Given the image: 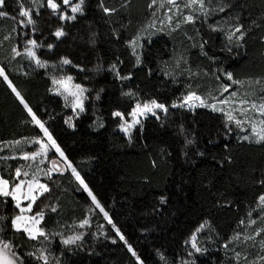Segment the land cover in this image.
I'll return each mask as SVG.
<instances>
[{
    "label": "trees",
    "instance_id": "1",
    "mask_svg": "<svg viewBox=\"0 0 264 264\" xmlns=\"http://www.w3.org/2000/svg\"><path fill=\"white\" fill-rule=\"evenodd\" d=\"M205 2L206 12L183 27L159 28L144 38L137 64L130 40L150 19L152 0H84L83 14L76 13L75 20H61V12L54 14L47 0H4L0 11L8 16L0 17V64L7 80L0 76L1 174L14 186L20 178L17 169L26 162L19 153L32 150L29 140L42 134L30 108L112 221L93 204L71 168L44 178L50 191L38 194L30 212L43 211L39 226L48 240H30L17 232L11 221L19 209L11 197L0 196V239L10 242L23 264H43L28 255L38 256L40 249L49 264H178L197 229L202 251L194 264H228L225 245L264 193V142L240 138L221 112L172 105L191 92L218 95L224 73L234 80L264 81V0ZM21 3L31 10L35 24H19L17 35L18 23L12 20L26 21ZM64 12L70 16L69 9ZM237 27L243 38L235 33L230 40ZM60 28L65 35L57 39L54 33ZM18 36L36 41V55L45 67L24 54L26 41ZM63 59L71 63L62 64ZM50 64L88 89L84 112L72 116V109L53 92ZM124 76L130 78H120ZM145 100L164 104L167 113L146 116L126 136L113 113L126 117L135 102ZM86 218L89 231L82 239L63 244L76 222Z\"/></svg>",
    "mask_w": 264,
    "mask_h": 264
},
{
    "label": "rangeland",
    "instance_id": "2",
    "mask_svg": "<svg viewBox=\"0 0 264 264\" xmlns=\"http://www.w3.org/2000/svg\"><path fill=\"white\" fill-rule=\"evenodd\" d=\"M77 3H79V0H71V3L69 5H65L63 4V0H62V4H60V8L56 13L60 11L61 15H66L64 11L66 9H69L68 14L70 16L75 15L76 13L71 12V7ZM206 8L207 6L205 0H204L203 8H201L199 3L192 4L191 0H175L174 4L170 3L169 0H152V11H151L150 19L144 23V25L138 31V33L130 40V45L132 47L133 53L136 56H140L142 51L143 39L146 38L148 35L155 33L157 29L166 27L167 29L173 30L178 27H183V25H185L188 22L187 17L191 16L194 19L197 15H200L201 13L202 14L205 13ZM62 9H64V11ZM21 21L23 20L22 19H19L18 21L12 20V22L15 23V25L16 23H18L16 25V29H19L18 26L19 24L22 25ZM23 34H26V31H22V35ZM17 35H20V29H19V34L17 33ZM7 36H9V34ZM18 37L20 38V36ZM20 39L21 40L24 39L26 41V47L24 48L23 51L24 54L27 57H29L27 55L26 49L32 48V50L35 52V47H33L31 44L28 43V41L33 40V38L25 36V38L21 37ZM132 41L136 42L135 46H133V44L131 43ZM36 59H38L37 55H36ZM32 60L35 62V59ZM47 66L51 70L52 81L54 77L58 79L61 77L71 76L68 74L58 72L57 69L59 65L57 64H50ZM0 68H3L5 74V68L1 64H0ZM233 81H236V83H233ZM73 83L79 84L76 81H74V79H73ZM225 86H227L228 88L227 91H224ZM58 87H59L58 85H54L52 82L53 92L57 93L56 89ZM192 93L194 92L186 94L181 101L175 104L177 105L183 104L184 98ZM233 93H235V95H233ZM195 95L200 96L208 105H215L217 109H222V111H218V112H221L226 118H227V113L231 112V114L235 117V119L241 120L243 122L240 126H237L235 120L231 121L234 124V126L237 128L236 134L240 138H244L245 136H248L249 139L255 140V135L252 132L250 124H255L257 126V131H259V129L262 127V125H260V121L264 120V116H261L259 114L258 108L261 103H264V81H258L257 79H247L244 81L234 80V79L229 80L227 73H224V82L222 83L219 89L218 95L216 96L200 95L197 93H195ZM60 96L63 98L65 104L72 109L73 112L72 116L77 115V113H80L79 109H76V111L73 110L71 106V100H72L71 97H69L68 101H65L64 96L63 95ZM225 100H227L228 102L221 103L222 101ZM242 100L247 101V103L242 105L240 103ZM151 101L152 100L135 102L130 113L135 108L137 103L143 105L145 103H150ZM191 103L194 105V107L200 106L199 101H192ZM252 104H256L257 109H253L251 107ZM184 107L189 108L187 105H185ZM208 108L212 109L211 107ZM242 109H246L247 111L242 114ZM153 111H155L156 115H158V112L162 110L153 109ZM130 113L126 117L124 116V119L127 120L128 123L132 122V117ZM148 115H152V113L150 112L146 113L145 115L140 116L138 118L140 121H142ZM72 116L67 119V121L70 120V124H72ZM118 118H119L118 129L121 131L120 125L124 121H122L120 117ZM40 122L42 123V121ZM137 125H135V127ZM135 127H133L129 133H125L124 131L122 132L126 136H129ZM41 131L42 134L39 137H34L29 140V143L33 144L32 150L28 152L21 151L19 153L20 157L24 158L25 155H28L29 157L28 159L24 158L26 162L24 164V167L19 168L21 175L17 181V183H20L21 181L25 182L23 189L24 192H27L28 181L34 180V181H38L40 184L46 185L44 178H47V176L56 175L60 172H63L65 169H69L68 163L70 162L68 161V159L65 157V155L61 157L60 153L56 151V148L48 140V137L45 134V132L42 129ZM42 145H45L46 147L42 149ZM56 145L58 144L56 143ZM7 146H8L7 144L6 145L2 144L1 147H7ZM34 153H39V155H36L35 158H32V154ZM25 172L28 173V175L26 176L23 175V173ZM0 179L9 181V188L11 189L10 180L2 176L1 171H0ZM34 194L38 195L39 190L37 189L34 192ZM262 195H264V193ZM28 203L29 201L22 199L21 207H26ZM93 204L96 205L95 203ZM259 205H260V201H258L255 211L249 213V215L242 221V225L239 227V230L230 237L229 244H227V247L225 248L226 256L229 259L228 264H264V209H262ZM103 213L105 212L103 211ZM26 215L31 216L33 214L26 213ZM105 218L109 220L108 216ZM84 220H88V224L81 227V224ZM84 220L77 221L76 229L69 235L63 237L62 240L76 235L83 236L86 233V231H89L88 229L90 225L89 219L86 218ZM252 221H255V223H252ZM66 224L67 223L64 222L61 223L62 226H65ZM193 234L197 236L198 231H195ZM193 234L190 236V238L187 240L186 243L187 255L184 256V258H182L178 264H192V262L195 263V257L198 252H196L195 249L191 247L190 240ZM197 246L199 247L198 241H197ZM11 250L12 252H14L13 249ZM189 253H191V255Z\"/></svg>",
    "mask_w": 264,
    "mask_h": 264
},
{
    "label": "snow or ice",
    "instance_id": "3",
    "mask_svg": "<svg viewBox=\"0 0 264 264\" xmlns=\"http://www.w3.org/2000/svg\"><path fill=\"white\" fill-rule=\"evenodd\" d=\"M170 3H175V0H169ZM71 3V0H63V4L65 5H69ZM192 4H196L199 3L201 8H203L204 5V0H191ZM33 4H39V0H33ZM84 4V0H79V3L75 4L74 6L71 7V12L72 13H80L83 14V9H82V5ZM187 6V5H186ZM5 7V3L4 0H0V9ZM21 7V11H20V15L26 18V21H21V23H26L27 25H34L35 21L32 19V15H31V10L30 9H25L23 3L20 4ZM47 7L51 8L53 13L55 14L58 9L60 8V4H58L56 2V0H47ZM220 11H223L224 9L221 8L219 9ZM105 13L110 12L111 10L108 8H104ZM8 13L6 11H0V17H7ZM61 20H75L76 16L75 15H61L59 17ZM13 19H15V17H13ZM192 17L189 16L187 17L188 21H192ZM235 33H241V29L240 27H237L235 29V32H233L232 34L229 35V39H232V36L235 35ZM54 35L56 36L57 39L61 38L62 36L65 35V32L63 31L62 28L57 29L54 33ZM239 39L243 38V33H241L240 37H238ZM29 44H31L33 47H38L39 45H37L35 40H30L28 41ZM133 44V46H135L136 42L132 41L131 42ZM52 46L49 45V48H51ZM13 51L16 53V55H19L20 53L17 52L15 49H13ZM27 51V55L32 58L35 59V63L39 66V67H45L46 66V62H42L39 59H36V54L35 52L32 50V48H28L26 49ZM71 61L68 59H63L62 60V64H70ZM136 63L139 64L140 63V58L139 56H137L136 59ZM113 70H115V65H113ZM117 75L119 76V72H117ZM0 76H3L5 80H7V76L4 74V70L3 68H0ZM228 79L232 80V75L231 73L227 74ZM121 79H129V76H124V77H120ZM53 84L54 85H58L59 87L56 89L57 94L63 95L65 98V101L69 100V97L72 98L71 100V106L73 108L74 111H76V109H79V112L82 113L85 111L84 109V100L87 99V97L84 95L85 92L88 91V89L82 87L80 84H75L73 83V77L71 76H66V77H61V78H53ZM233 83H236V81H233ZM10 86H11V82H9ZM13 92L16 93L17 97H20L21 99V103H24L23 98L20 96V93L18 91H16V89L13 87ZM228 88L227 86L224 87V91H227ZM128 95H131L130 93H128ZM233 95H235V93H233ZM97 99H99V95H97ZM192 101H199L200 106H206V107H211L213 110H217V111H222V109H217L215 105H208L200 96L195 95V93L189 94L188 96H186L184 98V103L177 105V104H173L172 107H184L185 105H187L189 108L194 107V105L191 103ZM228 101H222L221 103H227ZM242 105L247 103V101H241L240 102ZM25 108H28V105L25 103L24 104ZM251 107L253 109H257V105L256 104H252ZM153 109H160L163 112L167 113L168 109L165 107L164 104H160L157 103L155 100H152L150 103H145L143 105L137 103L135 108L132 110V112L130 113L131 117H132V122L128 123L127 120L124 119V116L121 112H115L113 113L114 116L116 117H120L122 121H124L121 125V131H124L125 133H129L130 130L135 127V125L140 124L141 121L139 120L138 117L145 115L146 113H152V115H156V112L153 111ZM29 113L32 115L33 120L40 126V128L45 132V134L48 137V140L51 142V144L56 148V151L60 153L61 157L64 156V153L60 150L59 146L56 145V141L52 138V135L48 132L47 128L44 127V124L40 122V120H38L35 116L34 113H32V110L30 108H28ZM246 109H242V114L244 112H246ZM259 114L261 116H264V103H261L259 105L258 108ZM79 113H77L78 115ZM227 118L229 121H233L235 120V123L237 124V126H240L243 122L241 120L235 119V117L231 114V112L227 113ZM70 124V120L67 121ZM260 125H262V127L259 129V131H257V126L255 124H250V127L252 129L253 134L255 135V142L256 143H262L264 142V120L260 121ZM71 126V124H70ZM245 140L249 139L248 136L244 137ZM189 144L192 143L191 140L188 141ZM45 145H42V149L45 148ZM36 155H39V153H34L32 154V158H35ZM25 159H28V155H25L24 157ZM55 163V162H54ZM68 167L71 168L73 175H75V178L79 181L80 185L86 190L88 191V195L92 197V201L93 203L96 204L97 208H100V210L103 212L104 209L100 206L99 202L96 200V197L94 195H92L91 191L88 190V186L87 184H85L84 180L80 177L79 173L76 171V169L74 167H72L71 163H68ZM17 177H19L21 175V172L19 169H17V173H16ZM23 175H28V173H23ZM262 183H264V181H262ZM24 185L25 182L21 181L20 183H17L14 187H11V189L9 188V181L7 180H3L0 179V196L3 197H11L12 200L15 201V207L17 209H19L20 214L16 215L11 223L13 228L17 231V232H23L27 235V237L30 240H39L40 237H43L44 240H48L49 236L48 234L45 232V230L41 227H39V225L41 224V222L44 219V213L43 211L37 212L31 216L26 215V213H30L32 212V208L33 205L35 204L36 200L38 199V195L34 194V192L38 189L39 190V195H43L44 193H47L50 191V189L48 188L47 185L45 184H40L38 181H28L27 182V192H24ZM27 200L29 201V203L27 204L26 207H21V200ZM259 201H260V207L262 209H264V195L259 197ZM164 202V200L162 199V203ZM52 211H56L55 208H52ZM105 217L108 216V213L105 212L104 213ZM4 217L0 216V220H3ZM110 224L112 223L111 219H109L108 221ZM252 223H255V221H252ZM88 224V220H84L81 224V227H83L84 225ZM203 227V225L201 226ZM200 229H197V231H199ZM0 231H3L2 228H0ZM117 234H119V229H117ZM238 238V237H236ZM82 239L81 235H76V236H72V237H68L67 239L63 240V244L65 245H71L76 243L78 240ZM120 239L124 240L123 235H120ZM42 243V242H41ZM113 243H115V241H113ZM191 243V247L193 249H195L196 252H201L202 249L199 248L197 246V236L195 234H193V236L191 237L190 240ZM129 251L132 252L133 256H136L135 251L132 250L131 246L129 245ZM225 247H227V245H225ZM12 245L10 244V242H6L3 239H0V264H23V261L20 260V258L18 256H16V254L14 252H12ZM39 251V255L36 256L35 253H28V255L30 256H35L36 259L43 261V264H49V257L47 255L44 254L45 250L44 249H40ZM191 255V253H189ZM137 260L139 261V257H137ZM58 264V262H57ZM139 264H143L142 261H139ZM192 264H194V262H192Z\"/></svg>",
    "mask_w": 264,
    "mask_h": 264
}]
</instances>
